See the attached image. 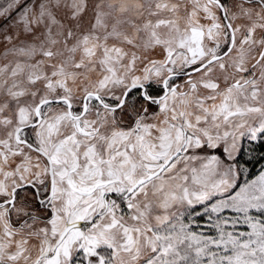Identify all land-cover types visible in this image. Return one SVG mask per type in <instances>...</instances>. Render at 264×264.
Listing matches in <instances>:
<instances>
[{
	"label": "snow or ice",
	"instance_id": "6c2138e0",
	"mask_svg": "<svg viewBox=\"0 0 264 264\" xmlns=\"http://www.w3.org/2000/svg\"><path fill=\"white\" fill-rule=\"evenodd\" d=\"M0 264H264V0H0Z\"/></svg>",
	"mask_w": 264,
	"mask_h": 264
}]
</instances>
